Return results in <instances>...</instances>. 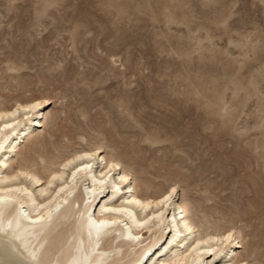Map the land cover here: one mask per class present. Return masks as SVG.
I'll use <instances>...</instances> for the list:
<instances>
[{
	"label": "rangeland",
	"instance_id": "obj_1",
	"mask_svg": "<svg viewBox=\"0 0 264 264\" xmlns=\"http://www.w3.org/2000/svg\"><path fill=\"white\" fill-rule=\"evenodd\" d=\"M31 97L264 264V0H0V102Z\"/></svg>",
	"mask_w": 264,
	"mask_h": 264
},
{
	"label": "bare ground",
	"instance_id": "obj_2",
	"mask_svg": "<svg viewBox=\"0 0 264 264\" xmlns=\"http://www.w3.org/2000/svg\"><path fill=\"white\" fill-rule=\"evenodd\" d=\"M49 102H0V264H262L234 227L196 221L178 184L40 136Z\"/></svg>",
	"mask_w": 264,
	"mask_h": 264
},
{
	"label": "snow or ice",
	"instance_id": "obj_3",
	"mask_svg": "<svg viewBox=\"0 0 264 264\" xmlns=\"http://www.w3.org/2000/svg\"><path fill=\"white\" fill-rule=\"evenodd\" d=\"M173 191L175 192V191H176V189H173Z\"/></svg>",
	"mask_w": 264,
	"mask_h": 264
}]
</instances>
